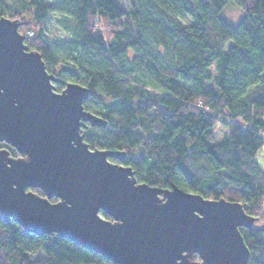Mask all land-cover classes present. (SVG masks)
I'll list each match as a JSON object with an SVG mask.
<instances>
[{
    "label": "trees",
    "instance_id": "trees-1",
    "mask_svg": "<svg viewBox=\"0 0 264 264\" xmlns=\"http://www.w3.org/2000/svg\"><path fill=\"white\" fill-rule=\"evenodd\" d=\"M229 2L244 11L237 25L221 16ZM52 12L69 31L56 45L46 38ZM0 16L21 22L29 49L62 79L57 91L89 89L84 108L106 121L83 127L92 149L125 152L110 159L138 181L240 201L255 217L240 227L247 264H264V0H0ZM0 264L116 263L0 217Z\"/></svg>",
    "mask_w": 264,
    "mask_h": 264
},
{
    "label": "water",
    "instance_id": "water-1",
    "mask_svg": "<svg viewBox=\"0 0 264 264\" xmlns=\"http://www.w3.org/2000/svg\"><path fill=\"white\" fill-rule=\"evenodd\" d=\"M20 24L0 16V142L19 152L0 147V217L116 264H247L240 227L255 217L243 204L138 181L131 165L110 159L125 152L92 149L83 127L106 121L84 108L89 89L67 82L57 91L62 79L29 49Z\"/></svg>",
    "mask_w": 264,
    "mask_h": 264
},
{
    "label": "rangeland",
    "instance_id": "rangeland-1",
    "mask_svg": "<svg viewBox=\"0 0 264 264\" xmlns=\"http://www.w3.org/2000/svg\"><path fill=\"white\" fill-rule=\"evenodd\" d=\"M122 6L126 10H130L129 3L127 1L122 2ZM221 16L232 25H237L244 16L243 9L235 4L234 2H229L225 8L221 11ZM62 18L57 12H52L49 19L46 22V31H47V42L56 45L61 42L63 39L69 36V31L65 27V23L61 20ZM213 71H215V66H212ZM207 85H210L207 82ZM211 86V85H210ZM226 128L222 125L216 127L215 133L218 141L222 140ZM258 161L260 165L264 168V147L259 152Z\"/></svg>",
    "mask_w": 264,
    "mask_h": 264
}]
</instances>
